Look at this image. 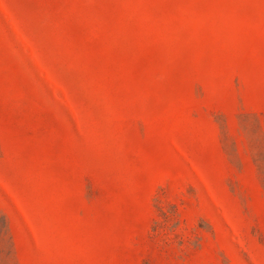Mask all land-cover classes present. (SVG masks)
Segmentation results:
<instances>
[{
	"label": "rangeland",
	"instance_id": "obj_1",
	"mask_svg": "<svg viewBox=\"0 0 264 264\" xmlns=\"http://www.w3.org/2000/svg\"><path fill=\"white\" fill-rule=\"evenodd\" d=\"M0 264H264V0H0Z\"/></svg>",
	"mask_w": 264,
	"mask_h": 264
}]
</instances>
